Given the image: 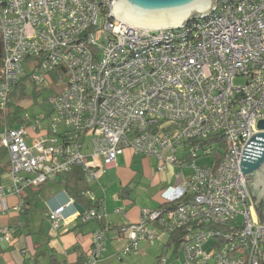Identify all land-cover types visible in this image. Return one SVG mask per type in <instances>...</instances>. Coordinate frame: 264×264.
<instances>
[{
  "label": "built area",
  "instance_id": "obj_1",
  "mask_svg": "<svg viewBox=\"0 0 264 264\" xmlns=\"http://www.w3.org/2000/svg\"><path fill=\"white\" fill-rule=\"evenodd\" d=\"M115 2L0 0V111L27 77L39 88L55 72L67 78L50 99L48 125L42 115L29 126L26 115L17 127L3 126L11 182L0 187V203L13 194L21 210L27 189L77 167L92 184L131 149L157 160L160 172L176 166L193 174L183 183L186 200L144 210L123 229L124 255L141 240L154 244L159 227L178 234L184 264H263L264 225L241 163L250 139L264 133V0H216L208 16L164 30L120 20ZM240 77L243 86L234 83ZM219 133L227 141L220 164L197 165L213 151L200 141ZM83 195L95 201L91 191ZM66 210L48 214L53 228L76 215L83 223L103 217L96 208ZM106 248L103 228L83 264H101Z\"/></svg>",
  "mask_w": 264,
  "mask_h": 264
},
{
  "label": "crops",
  "instance_id": "obj_2",
  "mask_svg": "<svg viewBox=\"0 0 264 264\" xmlns=\"http://www.w3.org/2000/svg\"><path fill=\"white\" fill-rule=\"evenodd\" d=\"M33 120L31 117L29 126ZM35 136L29 128V145ZM182 168L169 166L160 172L157 160L135 155L127 149L119 156L116 166L89 184L88 191L99 202L96 209L102 219L83 223L76 215L57 229L48 218L52 210L66 206L68 216L78 212L73 206L77 202L65 186V177L48 181L32 197L33 204L28 207L25 203L21 210H15L20 204L19 198L9 194L0 203V264H83L92 251L94 234L103 228L107 229V248L101 264H117L119 259L123 260L122 251L130 243L123 235L126 226L138 223L144 210H158L185 200L183 183L191 175L179 171ZM2 178L3 186L7 187L11 182L10 170ZM158 229V237L169 235L170 244L171 235Z\"/></svg>",
  "mask_w": 264,
  "mask_h": 264
},
{
  "label": "water",
  "instance_id": "obj_3",
  "mask_svg": "<svg viewBox=\"0 0 264 264\" xmlns=\"http://www.w3.org/2000/svg\"><path fill=\"white\" fill-rule=\"evenodd\" d=\"M216 8V0H116L112 12L120 20L147 30L185 26L196 17H205ZM264 131V121L258 125ZM241 169L254 201L260 223L264 225V133L254 135L244 149ZM73 206L80 215L85 210Z\"/></svg>",
  "mask_w": 264,
  "mask_h": 264
},
{
  "label": "trees",
  "instance_id": "obj_4",
  "mask_svg": "<svg viewBox=\"0 0 264 264\" xmlns=\"http://www.w3.org/2000/svg\"><path fill=\"white\" fill-rule=\"evenodd\" d=\"M0 55H1V46H0ZM60 74L61 73L55 72L53 75L50 76L51 80L53 82L59 81ZM30 85L34 88V97L36 99H38V97L42 94V92L45 91V89L39 88L33 82V80H31L30 77H27L24 80H22L15 87L14 91L10 95L7 112L2 113L0 111V133L2 131L3 126L14 128L25 122L27 109L23 106L22 100L27 97V92ZM51 113L52 111L48 113V116ZM200 143L203 147L206 148L211 147L213 151L211 152V154H209V156L212 155L214 157V165L218 166L223 158L225 150L227 149V141L223 136V134L219 133L212 135L209 138L200 141ZM8 155H9L8 150L4 148L0 143V187L3 186L2 176L6 171L10 170L9 161H7V159H9ZM65 181H66L65 186L68 192L70 193V195L76 200L77 203L81 204L86 210H89L91 208H97L99 206L98 201H90L83 195L85 192H87L90 189V186L85 177L84 169L79 167L74 168L72 172H70L65 176ZM43 186L44 184L37 188H29L24 192L22 198L28 207H30L33 204L34 202L33 198L36 197L41 192V188ZM29 193H31L32 195L31 196L28 195ZM184 199L186 200L187 196H185ZM181 202L182 200L180 202H172L170 203V205L163 206V208L167 206L174 208ZM172 240L180 244V240L178 239V234L175 235L172 234L170 241ZM168 245L170 244L168 243ZM160 263L161 261L159 260L158 264Z\"/></svg>",
  "mask_w": 264,
  "mask_h": 264
},
{
  "label": "rangeland",
  "instance_id": "obj_5",
  "mask_svg": "<svg viewBox=\"0 0 264 264\" xmlns=\"http://www.w3.org/2000/svg\"><path fill=\"white\" fill-rule=\"evenodd\" d=\"M67 81V78L61 76V80L53 83L52 80L47 81V88L42 94L36 99L34 97V88L30 85L27 92V97L22 100L23 106L27 109V115L31 116L33 119L36 117H40L42 115L46 116V119L43 120V125L46 126L50 122V117L48 113L52 111V106L50 105V99L59 92L62 91L64 87V83ZM234 83L236 85L243 86L245 84V79L240 77L236 78ZM214 163V157L210 156H201L196 160L197 165H212ZM179 171H183L186 176H190L193 174L192 167H185ZM50 185H54L53 183H49ZM154 227V226H153ZM169 243V235H164L163 238H158L154 244L147 240H141L138 242L137 250L134 253L128 255H122L119 259V263L117 264H158L159 260L160 264H184V253H183V245L178 244L175 241H170ZM137 255H133V254Z\"/></svg>",
  "mask_w": 264,
  "mask_h": 264
}]
</instances>
